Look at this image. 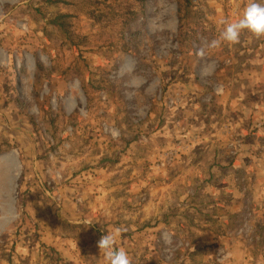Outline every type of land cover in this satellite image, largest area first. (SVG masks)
I'll return each instance as SVG.
<instances>
[{
    "label": "rangeland",
    "instance_id": "374dc122",
    "mask_svg": "<svg viewBox=\"0 0 264 264\" xmlns=\"http://www.w3.org/2000/svg\"><path fill=\"white\" fill-rule=\"evenodd\" d=\"M248 3L0 0V264H264Z\"/></svg>",
    "mask_w": 264,
    "mask_h": 264
},
{
    "label": "clouds",
    "instance_id": "9594fccd",
    "mask_svg": "<svg viewBox=\"0 0 264 264\" xmlns=\"http://www.w3.org/2000/svg\"><path fill=\"white\" fill-rule=\"evenodd\" d=\"M225 24L219 39L211 42L212 47H219L222 43L236 45L240 42L242 33L247 32L255 38H264V0H249L242 16L233 21H222ZM122 230L116 228L112 234L103 235L97 247L103 254L105 264H132L131 258L124 248L115 246L116 235Z\"/></svg>",
    "mask_w": 264,
    "mask_h": 264
}]
</instances>
